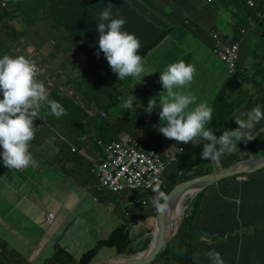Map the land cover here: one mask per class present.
<instances>
[{
    "label": "rangeland",
    "instance_id": "1",
    "mask_svg": "<svg viewBox=\"0 0 264 264\" xmlns=\"http://www.w3.org/2000/svg\"><path fill=\"white\" fill-rule=\"evenodd\" d=\"M75 1L18 0L15 2L3 0L0 2V17L3 18L14 13L15 19V23H9L4 32L0 33V55L12 53L11 40L23 41L27 48L26 51L41 69L46 71L49 86L61 87L64 93L71 96L79 106L89 113L84 116L82 112H79L77 121L72 124L67 118L52 119L50 121L52 124H49L43 123L46 117V106L40 107L41 121L38 126H42V134L31 141L30 150L33 156L34 151L36 154L35 168L44 166L46 161H49V164L42 171H35V218L42 211L41 208L45 207L46 210L43 211L45 213L48 210L53 211L56 221L47 227L39 224V226L34 225V218L21 219L22 214L31 216L33 211L27 210L26 203L17 202L21 195L19 190L6 186L3 192L4 198L0 197V212L2 215H6L4 221L7 222V224L3 220L0 222V264H41V261L38 263L29 262V253L31 254L35 250V246H31L30 242H33L36 237L43 238L46 235L50 238L49 243L56 244L63 231L55 233L56 229L53 228H57L62 220L66 222L68 214L65 217L64 214L69 204L79 196L82 201L79 211L86 210L92 218H99L101 212L105 227H100L99 231L101 232L98 234V230L93 229L91 221L83 219L87 225L88 235L77 236V242H70L69 234L62 238L64 248L68 247L72 254L83 249L80 257L76 258L77 261L95 246L97 243L95 241L98 238H107L109 229L106 226L110 221L113 223L110 228L111 232L124 220L133 219L130 230L132 239L152 234L153 227L148 222L150 217L144 218L140 214L144 211V214L147 212L148 215H154L155 208L151 204L153 195L149 194L153 190L130 191L120 195L105 192L106 197L101 200L102 193L97 190L96 173L97 164L103 158V151L97 142L99 139L106 141L109 138L116 139L118 135V137L129 135L147 147L159 149L160 146L163 148L170 145L176 146L178 144L176 141L166 139L153 127V125L159 124L158 113L161 109L155 108L151 115L147 114L144 109L148 105L149 98L158 97L159 92L163 90L162 85L158 82L160 71H163L168 64L178 62L180 59H184L196 67L194 81L189 90L197 96L199 101H206L214 108L219 97L223 99L224 96L225 98L223 85L228 72L224 70V64L213 54L212 49L208 48L213 31H218L219 35L225 36L228 42L234 35L236 36L237 41L241 42L239 69L242 68L243 71L246 69L244 76L247 81L256 80L255 84L258 86L263 81L262 85L264 86V80L261 79L264 75L257 73L259 69H264V39L260 42L257 36L264 30V24L255 28L250 25L247 35L242 38L240 32L238 30L236 32L233 25H228L225 22V17L214 16L209 11L216 3H209L207 0H189L188 9L181 10L178 6H171L170 0H135L137 14L143 15L146 20L155 22L159 33L156 38H152L141 47L159 40L163 30H169V32L157 47L143 58L146 69L153 74L145 76L142 82L132 77L119 81L118 76L111 71L103 53L101 52L99 57L95 55L94 42L99 37L96 36L97 32L92 30V24L99 13L98 8L94 7L96 4L90 8H84ZM2 2H5L7 7H2ZM124 4H128L133 9L131 2L125 0L122 5ZM140 8H148L150 13L142 12ZM225 14L228 16L230 12L225 11ZM187 22H191L192 25H186ZM0 24H3L2 20ZM146 26L147 24L143 23L140 28ZM15 43L20 45L18 42ZM73 45L78 47L90 60L100 63L112 80V83L107 81L106 85L96 79L93 71L89 72L93 79L104 86L100 106L106 113L100 114L96 120L91 118L96 112L101 111L99 107L94 104H86L81 99L78 90L69 85V80L74 78L75 74L69 71L68 62L65 61L67 54L63 52L70 53ZM254 70H257L256 73ZM133 80L138 85L135 86ZM78 82H82L79 74L73 80L74 84ZM146 91H149L151 95H146ZM58 97L63 100L61 96ZM2 98L0 95V99ZM129 98L133 101L131 112L121 107V104ZM228 99L231 100V96ZM67 103L69 104V102ZM108 105L112 107L106 111ZM74 124L80 126L77 127ZM34 125L37 127L35 121ZM113 125L117 126L112 128ZM63 140L68 143L58 149L56 143ZM72 146L81 154L73 153ZM246 149L248 151L249 144ZM58 150L60 151L58 152ZM256 157H263L262 153L258 152ZM213 164L217 168L216 170H219L217 162ZM173 169L174 164L168 167L164 177L167 172H171ZM196 193L185 190L178 197L183 202L186 200L185 204H187L190 201V196ZM210 194L211 191H208L202 199L207 200ZM70 196L71 198H69ZM176 200L174 205H176ZM143 201H146L144 206ZM57 203H62V206L58 208ZM182 207L183 205L179 212L182 211ZM13 218L22 221L24 225L16 227V221L13 222ZM35 222H37L36 219ZM12 227L17 230L13 231ZM25 227L28 231L22 235L21 232L26 230ZM5 244L4 250L2 245ZM41 252L39 251L38 255ZM43 253L44 256H48L45 249ZM115 255H117L116 250L103 248L94 263L98 264ZM64 264H68V262L65 261Z\"/></svg>",
    "mask_w": 264,
    "mask_h": 264
},
{
    "label": "trees",
    "instance_id": "2",
    "mask_svg": "<svg viewBox=\"0 0 264 264\" xmlns=\"http://www.w3.org/2000/svg\"><path fill=\"white\" fill-rule=\"evenodd\" d=\"M1 1L3 0H0V2ZM12 1L17 2L18 0ZM99 1L102 0H77L75 2L84 8H90ZM188 1L189 0H170V5L178 6L181 10L188 9ZM257 2L259 6L257 11L264 12V0H257ZM210 3H216V5L209 10L214 16H223L225 11L230 12L228 16L225 15L227 19H236L232 23L229 22L230 25L234 26L236 32L237 30L240 32L238 26L247 24L249 19L257 20L256 11L247 5V0H212ZM13 14L14 13H11L9 16L6 15L3 18L0 17V21H3V24H0V33L4 32L5 27L9 23H14L12 21ZM9 17L11 20L7 19ZM93 25H95V21L92 26ZM186 25L191 26L192 24L191 22H187ZM168 32L169 30H164L159 40L144 45L139 49V54L143 58L146 57L152 49L157 47L158 43ZM241 36L243 38L242 34ZM260 37L263 40L264 33L263 35L260 34ZM232 41L239 42L235 35ZM15 42H19V40H11L13 44L11 48L12 53L8 54H20L18 44ZM90 71L92 70L88 67L85 72H83V78H86ZM245 71H243L242 68L239 69L238 65V70L230 71L227 74L223 85L225 98L224 96L223 99L219 97L218 102L213 108V117L208 127L212 128L218 137L222 135L223 131L226 129L234 130L238 127L234 120V116L237 114L244 113L257 105L261 106L262 110H264L263 81L261 83L259 82L260 86L255 84L256 80L247 81L244 76ZM257 73L264 75V69H259ZM261 79L264 80V77ZM109 82L112 83V80H109ZM99 85V83H95L91 86L90 90L87 89L84 91L82 86L77 85V90L80 92L81 99L86 104L98 106L101 110L100 112H96L91 118L94 120H96L100 114L106 113L100 106L104 86ZM146 93L150 95L148 91H146ZM58 96H61L65 101L61 100ZM229 96H231V100L228 99ZM52 99L59 102L67 110V116L65 118H67L71 124L77 121L79 112H82L84 116L89 115L88 111H85L79 106L75 100L67 99L65 96L61 95V93H58V91L56 95H53ZM67 102H69V104ZM219 102L221 103L219 104ZM111 107V105H108L106 111H109ZM49 111L50 109L46 106V117L44 118L46 123L52 119L57 120L61 118L50 115ZM40 121L41 118L35 120V124L37 125L35 131L36 138L40 137L42 134V126H38ZM74 125L77 127L80 126L79 124ZM116 126L117 125H113L112 128ZM252 135L254 136L253 140L246 144L240 142L234 153L222 156L217 162L218 169H226L239 161L249 159L250 157H256L258 152H261L264 157V120L255 125L252 130ZM118 136L116 139L109 138L106 141L118 140ZM99 140L97 142L98 146ZM204 143L203 141H197L195 144L188 143L185 145V150L178 154L176 161L168 166L170 167L174 164V169L165 174L160 185L162 191L167 193L172 187L183 180L209 174L217 169L210 160H202L200 158ZM65 144L66 143L59 141L56 143L58 149ZM247 144H249L248 151L246 149ZM166 149L167 147L163 148V146H160L158 150L164 155ZM59 151L60 150H58V152ZM263 172L264 169H261L254 174L247 175L248 179L246 181H239L237 176L230 177L215 185L207 187L197 194L185 212L179 233L166 245L165 249L156 257L152 264H210L209 259L204 255L205 251L210 248H215L220 252L225 264H264ZM194 187L201 188V185L199 184ZM208 191H211L210 195L214 196L213 200L208 201V198L207 200L202 199ZM105 192L107 191L99 192L102 193L101 200L106 197ZM149 194L151 196L154 195L153 191L149 192ZM177 197L178 195L170 199V211L165 214V220L171 221L173 227L176 228L177 220L182 212L180 211L179 214H177V206L174 205V201ZM185 201L181 202L183 206ZM143 202L146 203V201ZM205 210H207V212ZM140 215L141 217L144 216V218H148L153 214L148 215L147 212L144 214V211H142ZM132 222L133 219L129 221L124 220L123 223L116 226L110 232L106 239L98 238L97 241H95L97 242L95 246L84 253L78 261L65 249L55 246L56 252L49 258L48 262L49 264H64L65 261H67L68 264H95L94 260L103 248L114 249L117 254H133L143 251L148 248L153 239V235H141L137 239H132L130 232ZM148 222L152 225L154 219L149 218ZM215 228L216 230H224L218 232ZM148 233H151V231H148ZM154 243L156 242L154 241ZM198 256H200V258H198Z\"/></svg>",
    "mask_w": 264,
    "mask_h": 264
},
{
    "label": "clouds",
    "instance_id": "3",
    "mask_svg": "<svg viewBox=\"0 0 264 264\" xmlns=\"http://www.w3.org/2000/svg\"><path fill=\"white\" fill-rule=\"evenodd\" d=\"M207 1L210 3L212 0ZM251 1L254 2V6H251L248 0L247 5L256 11L257 20L249 19L247 24L238 26L243 38L247 35L250 25L255 28L264 24V12L257 11L259 7L257 0ZM112 8L113 6L109 4L98 13L96 26L100 35L98 37L99 47L95 55L99 57L100 53H103L111 71L118 76L119 81L132 77L142 82L145 76L153 73L146 69L145 61L139 54L141 43L134 34L123 30L126 23L125 19L113 18ZM259 13L261 16L258 15ZM230 22L232 23V19ZM263 33L264 30L257 34L260 42L262 40L260 34L263 35ZM215 35L217 38L214 37ZM212 38L215 40L216 49L223 52H226V48H231L234 44L239 45L238 59L233 71L238 70L240 42H233L232 40L224 42L218 33H213ZM19 48L22 52L26 49L24 46L18 45ZM63 53L67 54L65 61L68 62V66L72 63V67L80 68L81 72L90 67L95 73L96 79L101 81V77L97 73L98 70H101V66L92 64L91 60L78 47L73 45L70 53ZM227 61L230 63L229 59ZM40 71L41 67L39 64L24 54H4L0 58V95L3 97L0 99V148L3 149L0 157H2L3 165L9 170L23 171L30 166L35 167L36 162L30 147L31 141L35 138L37 128L34 125V121L40 118L39 109L42 105H46L50 109V115H54L56 118L61 117L57 120L67 116V110L59 102L52 99L57 91L63 96L64 92L38 79V77L46 78V74L41 75ZM195 74V65L187 63L184 59L168 64L163 71H160L158 81L162 85L163 90L159 92L158 97L149 98L148 105L144 111L151 115L154 109L159 107L161 109L158 113L159 124L153 125L159 133L163 134L166 139L174 140L178 144L184 143V146L188 143L195 144L197 141L205 142L200 158L216 163L222 156L234 153L240 142L246 144L254 139L252 130L256 124L264 120V110L257 105L244 113L237 114L234 116V120L238 127L234 130L226 129L218 137L214 130L208 127L213 117V108L206 101H199L197 96L189 90ZM85 79L90 82L96 81L89 73ZM121 107L131 112L133 101L129 98L121 104ZM45 122L44 120L43 123ZM48 123L52 124L50 121ZM125 137L131 136H122L115 141H120ZM62 142L68 143L66 140ZM100 142L111 143L114 141L107 142L101 139L99 140ZM99 147L102 148L104 157V149L100 144ZM73 148L75 151L72 150ZM71 151L78 153L73 146ZM78 154L80 155L81 153ZM243 176L247 175H241L237 179L239 180ZM98 192L100 191L98 190ZM153 193L151 204L155 210L161 215L169 212L171 196L162 191L159 184L153 188ZM51 214L54 215L55 219L56 215L54 213ZM204 255L209 259L210 264H225L220 252L215 248L208 249Z\"/></svg>",
    "mask_w": 264,
    "mask_h": 264
},
{
    "label": "crops",
    "instance_id": "4",
    "mask_svg": "<svg viewBox=\"0 0 264 264\" xmlns=\"http://www.w3.org/2000/svg\"><path fill=\"white\" fill-rule=\"evenodd\" d=\"M12 1V0H11ZM125 0H102L99 1L94 7L98 8V12L102 11L105 7H107L109 4H111L113 6L112 8V15L113 18H123L126 20V23L124 25V29L128 31L130 34H136L135 36L139 39L141 45L150 41L152 38H156L158 36V29L155 26V22L149 21L144 19L145 17L143 15H138L136 12V7H135V0H127L128 2H131L133 9H131L129 7L128 4H124ZM5 4V5H3ZM2 7H7V4L5 2H3ZM149 8H151V6H149ZM141 9V8H140ZM138 9V10H140ZM140 11L142 12H147L150 13L148 8H143ZM225 17V22L230 25V19H227L226 15H223ZM149 17V16H148ZM150 18V17H149ZM8 20H11V18H7ZM12 21L15 23V19H14V15L12 17ZM97 21H98V17L95 19V25L92 26V30L96 33V36L98 37L100 35L98 29H97ZM16 23H18V21H16ZM146 23L147 26L146 27H142L140 28V26ZM194 29V28H192ZM164 31V30H163ZM213 33H218V31H213L211 33V43L208 46V48L212 49L213 54L224 64V70H226L228 73L231 70V64L227 61L226 56H225V52L216 49L215 47V40H213L212 38V34ZM220 38L224 41V42H228V39L225 36L219 35ZM90 42H92L90 40ZM20 45L24 46V42L20 41L18 42ZM153 43V42H152ZM150 44V43H149ZM94 46L96 48V50L98 49L99 45H98V40L94 42ZM228 46V44H227ZM25 47V46H24ZM143 47V46H142ZM140 47V49L142 48ZM156 48V47H155ZM154 48V49H155ZM27 49V48H26ZM26 49L22 52L21 49L20 50V54H24L27 55L29 58L33 59L32 56L26 51ZM149 54V53H148ZM13 55V54H11ZM3 55H0V58H2ZM145 58V57H144ZM34 60V59H33ZM35 61V60H34ZM92 64L94 65H100L101 66V70H98V74L101 77V81L103 83L107 84V81L111 80L110 77L108 76V73L106 71V69L98 62L96 61H92ZM69 71L72 72L73 74H75V77L69 80V85L70 86H74L77 89V85H80L83 87V91L84 90H90L91 86H93V84L98 83L97 81H93L90 82L89 80L82 78L83 72H81L80 68H75L72 67V63L68 66ZM41 75L46 74V71H43L41 69ZM80 76L81 81L82 82H78L76 84L73 83V80L75 78H77V76ZM40 80H43L44 82L48 83V76L46 74V78H39ZM83 83V85H82ZM134 85H138V83L133 80ZM99 86H103L102 84H100ZM55 88V87H54ZM59 90L63 91V89L61 87H57ZM107 88V87H105ZM55 90H57L55 88ZM64 92V91H63ZM79 92V91H78ZM207 92V91H206ZM148 95V94H146ZM64 96L69 99V100H74L71 96H69L68 94L64 93ZM3 149H0V153H2ZM41 153V152H39ZM36 154L34 151V160H35ZM49 161H46L44 163V166H40V167H28L27 169L23 170V171H15V170H9L8 168H6L3 165V160L2 157H0V197L3 199V192L5 191L6 186H10V187H15L17 190H19L21 192V195L18 197L17 202H23L27 204V207L29 211H33L31 216H29L28 214H22L20 216L21 219H30V218H34V222L33 224L35 225H40V226H50L53 225L56 221V217L53 221L52 224H48L46 222V217L49 213H53V211L48 210L46 213L43 210H46L45 207L41 208L42 211H40V213L38 214V216L35 218V202H36V198H35V171L39 170L42 171L46 166H48ZM71 198V196L69 197ZM214 196L213 195H209L208 197V201L213 200ZM81 199L80 196L77 197L76 199H74V201H72L68 208L67 211L64 214V217L68 214V219L65 221H61L60 224L58 225L57 228H53L56 229L54 232L57 233L59 231H63V234L61 236V238L59 239V241L56 244H52L48 242V240H50L49 236L44 235L43 238L39 237V238H35V240H33V242H30L31 246H35V250L32 251V253H29V262H36L38 263L39 261H41V264H49L48 260L49 258H51L54 253L56 252V248L55 246L58 245L59 247L65 249L68 253H70L75 259L79 258L80 255L83 252V249H81V251H79L76 254H72L71 251L69 250L68 247L64 248V245L62 244V238L66 235L69 234V241L70 242H77V236H84V235H88V231H87V225H85V223L83 222V219H87L89 221H91V225L93 227V229L98 230V234L101 232L99 231V228L104 226V221L102 218V214L100 212L99 218L97 217H90L89 212H87L86 210L83 211H79L80 208V204H81ZM58 208H60V206H62V203H57ZM26 210V211H27ZM63 210V208H62ZM61 210V211H62ZM207 212V210H205ZM6 218V215H2L0 212V222L3 220V222L5 224H7V222L4 221V219ZM14 219V218H13ZM35 219L37 222H35ZM15 222L16 227H22L24 225V223L22 221H18L16 219L13 220V222ZM12 222V223H13ZM111 224H113L111 221L109 222V225H107L106 227L109 229V233L110 234V228H111ZM38 225V226H39ZM65 227V228H64ZM26 230L21 232L22 235H24L26 233V231H28L27 227H25ZM50 228V227H49ZM48 228V229H49ZM13 231H16L17 229L15 227L11 228ZM51 229V228H50ZM216 230V228H215ZM222 230H216L218 232L223 231ZM29 232H31L29 230ZM53 232V233H54ZM107 235V236H108ZM49 243V244H48ZM48 244V245H47ZM5 245H2V248L5 250ZM48 252V256H44V251ZM111 250V249H109ZM39 251H42L40 255H38ZM14 252V251H13ZM198 258H200V256H198ZM204 264V263H203Z\"/></svg>",
    "mask_w": 264,
    "mask_h": 264
},
{
    "label": "built area",
    "instance_id": "5",
    "mask_svg": "<svg viewBox=\"0 0 264 264\" xmlns=\"http://www.w3.org/2000/svg\"><path fill=\"white\" fill-rule=\"evenodd\" d=\"M251 6L254 2L248 0ZM261 16V14H258ZM217 38V36H214ZM219 43V42H218ZM239 45L234 44L226 48L225 56L230 60L231 70H235L238 59ZM104 149V157L97 164V178L99 191L123 193L125 191H151L161 185L168 166L175 162L177 155L185 149L184 143L168 146L164 155L156 148H147L136 138L125 137L120 141L99 143ZM75 151V149H72ZM247 176L239 180H247ZM145 202H143L144 204ZM46 221H54V215L49 213Z\"/></svg>",
    "mask_w": 264,
    "mask_h": 264
},
{
    "label": "water",
    "instance_id": "6",
    "mask_svg": "<svg viewBox=\"0 0 264 264\" xmlns=\"http://www.w3.org/2000/svg\"><path fill=\"white\" fill-rule=\"evenodd\" d=\"M251 161H257V163L253 166H243L245 163ZM261 169H264V157H250L249 159L235 163L229 168L215 170L209 174L200 175L177 183L167 192L171 196V198L179 195L190 187H194L200 184L201 188L195 195L190 196L189 203L184 204L181 216L178 218L176 223V230L170 231L165 221V214L161 215L155 210L154 215L150 217L153 218L155 222V226L153 227L152 231L153 239L151 240L147 249L135 254L126 253L123 255H115L114 257L103 260L98 264H152L156 257L165 249L166 245L179 233L185 216V212L189 208L190 203L197 196V194H199L207 187L215 185L224 179L235 176L239 177L241 175L254 174ZM155 230H157V233L159 234V240L156 243H154Z\"/></svg>",
    "mask_w": 264,
    "mask_h": 264
},
{
    "label": "bare ground",
    "instance_id": "7",
    "mask_svg": "<svg viewBox=\"0 0 264 264\" xmlns=\"http://www.w3.org/2000/svg\"><path fill=\"white\" fill-rule=\"evenodd\" d=\"M256 163H257V161H251V162L245 163L243 166L244 167L253 166ZM199 189H200L199 187H190L186 190L190 193H196L199 191ZM181 202H182L181 198L177 197V200H176L177 214H179V210H181V206L183 205V203H181ZM165 221H166L167 226H168L170 231L176 230V227H173L171 221H169V220H165ZM154 226H155V222L152 224V227H154ZM158 240H159V234L157 233V230H155V242H158Z\"/></svg>",
    "mask_w": 264,
    "mask_h": 264
}]
</instances>
